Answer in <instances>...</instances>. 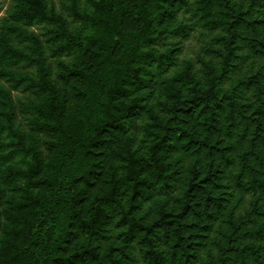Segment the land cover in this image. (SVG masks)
<instances>
[{"label": "trees", "instance_id": "trees-1", "mask_svg": "<svg viewBox=\"0 0 264 264\" xmlns=\"http://www.w3.org/2000/svg\"><path fill=\"white\" fill-rule=\"evenodd\" d=\"M58 2L0 15V264H264V0Z\"/></svg>", "mask_w": 264, "mask_h": 264}, {"label": "rangeland", "instance_id": "rangeland-1", "mask_svg": "<svg viewBox=\"0 0 264 264\" xmlns=\"http://www.w3.org/2000/svg\"><path fill=\"white\" fill-rule=\"evenodd\" d=\"M10 0H0V15L5 13V10L9 4ZM56 2L57 6L59 7V2L58 0H54ZM199 49V40L195 37H191L187 40L183 41V48L181 50V59L185 58H191L193 61L198 65L197 59H196V51Z\"/></svg>", "mask_w": 264, "mask_h": 264}]
</instances>
